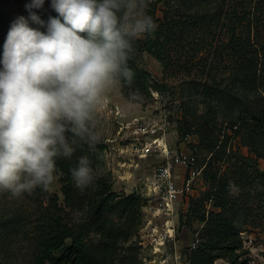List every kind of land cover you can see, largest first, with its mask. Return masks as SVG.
Masks as SVG:
<instances>
[{"label": "rangeland", "instance_id": "1", "mask_svg": "<svg viewBox=\"0 0 264 264\" xmlns=\"http://www.w3.org/2000/svg\"><path fill=\"white\" fill-rule=\"evenodd\" d=\"M244 1L150 0L147 14L153 17L158 26H165L171 20L191 18L190 15L207 14L206 19L210 18V15L217 16L215 22L218 29L215 37L200 33L197 36L190 34L186 35L188 38L184 36L176 39L174 44L169 46V56L173 62L171 68H165L152 53L134 45L132 67L146 73L150 85L148 90H145L136 78L133 79L131 87L124 85L112 89L107 94L103 106L96 112L95 130L100 134V141L91 146L78 138L75 140L74 152L81 154L80 158L88 157L96 173L93 183L88 186L90 189L97 185L98 179L104 178L113 192L119 195L137 192L145 199L139 230L120 239L113 257L103 259L97 248H94L92 253L97 257V264H192L188 254L195 239L201 240L204 233L206 221L202 218H207L210 212L220 211L209 198L212 186L208 171L215 166V169L220 167L222 171L232 173L238 157L246 156L251 157L252 161H257L258 168L264 172V150L258 147L261 153L259 156L253 152L245 141L246 132L239 127H236L235 131L229 130V136L225 139L221 132L219 144L226 141L224 155L216 151L211 152L201 142L199 134L189 133L183 136L179 131L180 126L184 127L191 122L193 116L200 118L204 114L207 115L208 108L212 106V101L209 99L207 102L196 86L217 82L226 87L232 80V64L225 54V47L230 41V29L226 25L230 23L229 11L237 10L238 15H243ZM251 1L247 10L255 16V8H258L260 0ZM30 3L32 0H0V61L3 59L4 43L11 25L19 17L29 19L27 5ZM244 5L247 6V3ZM32 12L40 17L44 25L33 23L29 19V27L41 32H47L49 17L59 18L63 23L62 18L51 7V0H45L41 9L34 8ZM257 14L259 13L256 12V16ZM237 21L234 19L232 26L238 25ZM238 28L239 31L242 29L239 25ZM79 35L86 38V33ZM199 37L203 38L205 43H201L200 50L194 52L192 43ZM128 66L130 67L129 63ZM187 66L189 67L184 68ZM2 68L0 63V70ZM240 87L242 85L238 83L236 88L232 89L237 93L239 102L252 105L264 103V89L256 93L247 92ZM137 90L141 98L130 103V94ZM209 102L211 104H207ZM218 103L222 109L231 107V102L220 100ZM224 114L225 111L221 110L216 117L217 127H222L223 131L227 125ZM155 137H158L155 145H168L172 155L175 152L192 155L203 168V173L195 181L193 190L177 200L172 215H153L147 208L149 186L156 166L164 157L157 151L143 155L141 149L146 145L156 147L153 144ZM258 143L260 146L261 143ZM233 177V195L240 209L241 221H246V230L243 233L245 248L250 251L249 255L264 261V215L262 212H254L253 217L258 215L256 221L250 216L251 210L259 203L256 196L258 190L255 183L238 185L237 175L233 174ZM50 192L58 195L71 223L81 224L88 219V205L73 208L65 202L62 184L57 175ZM31 195L32 193H26L16 198L8 192H0V264H32L35 245L34 220L40 208L39 202L33 200ZM46 203L45 200L43 204ZM12 217H17L19 224L9 235L5 230V220ZM172 224L176 233L166 240L164 230ZM89 241L94 247L98 245L99 236L93 230L89 233ZM216 264L230 263L227 259H219Z\"/></svg>", "mask_w": 264, "mask_h": 264}, {"label": "clouds", "instance_id": "2", "mask_svg": "<svg viewBox=\"0 0 264 264\" xmlns=\"http://www.w3.org/2000/svg\"><path fill=\"white\" fill-rule=\"evenodd\" d=\"M27 5L29 19L44 22ZM150 0H51L59 17H49L47 32L19 17L4 43L0 70V192L19 198L36 188L49 190L57 158L71 157L78 138L91 146L101 137L96 112L117 86L131 87L128 66L134 41L158 25L147 14ZM86 33V38L79 35ZM133 91L129 102L140 99ZM71 133V137L67 134ZM88 157L71 169L76 186L95 179Z\"/></svg>", "mask_w": 264, "mask_h": 264}, {"label": "trees", "instance_id": "3", "mask_svg": "<svg viewBox=\"0 0 264 264\" xmlns=\"http://www.w3.org/2000/svg\"><path fill=\"white\" fill-rule=\"evenodd\" d=\"M251 2L245 0L242 4L245 8L243 15H238L237 10L228 12L231 14L230 23L226 26L230 29V41L225 47V54L232 64L230 66L232 80L225 85L226 87L217 82L196 86L207 102L209 99L212 101V106L208 108L207 115L204 114L200 118L193 116L192 121L184 127L180 126L179 130L183 136L189 133L199 134L201 142L211 152L216 151L221 155L226 153V141H221L219 144L221 132L225 139L229 136L227 132L235 131L236 127L246 132L245 141L253 152L259 156L261 153L258 147L264 150V103L254 105L241 103L235 90H232L238 83H241L240 88L247 92L257 93L264 89V0H260L257 4L258 8H255L259 13L256 16L255 12L256 18L247 10ZM246 3L247 6L244 5ZM206 16L207 14L190 15L191 18L171 20L165 26H158L157 30L147 35L146 39L134 41V45L152 53L165 68H171L173 62L170 60L169 46H172L176 39L190 34L197 36L200 33L204 36H216L217 16L210 15L207 19ZM234 19L238 20V25L242 27L240 31L238 25L232 26ZM203 40L199 37L192 43L194 52L200 50L201 43H205ZM133 58L132 53L128 63L134 73L133 79L136 78L145 90H148L150 85L146 73L132 67ZM215 100L231 102V107L219 108L220 103ZM221 110L225 111L227 121L224 131L222 127H217L216 121ZM67 135L70 137L71 133ZM258 142L261 143L260 146ZM80 155L73 152L71 157L57 158L56 167L62 173L57 176L62 184L65 202L73 208L83 204L88 205L90 208L87 211L88 219L81 224L71 223L58 195L51 193L50 189L45 191L36 188L31 196L33 200L39 202L40 210L34 220L35 245L32 264H97V257L92 253L94 248H97L103 259L113 257L120 239L139 230L145 199L137 192L128 195L113 192L104 178L98 179L97 185L91 189L78 188L71 177V169L78 165ZM234 167L232 173L222 171L220 167L215 169V166L208 171V179L212 186L209 198L220 211L210 212L207 218H202L206 221V227L200 244L188 254L192 264H216L219 259H227L230 264H250V251L245 248L243 240L246 221H241L231 180L234 178L233 174H236L238 185L255 183L259 203L251 210L250 216L256 221L258 215L253 217L254 212H262L264 215V172L258 168L257 161H252L251 157L246 156H239ZM45 200L47 203L43 204ZM18 224L17 217L6 219V232L11 235V231L16 230ZM92 230L99 236L98 245L95 247L89 241V233Z\"/></svg>", "mask_w": 264, "mask_h": 264}, {"label": "built area", "instance_id": "4", "mask_svg": "<svg viewBox=\"0 0 264 264\" xmlns=\"http://www.w3.org/2000/svg\"><path fill=\"white\" fill-rule=\"evenodd\" d=\"M157 138H154L153 144L158 142ZM152 146H143L141 149L142 154L148 155L157 151L164 159L156 166L155 175L149 186L147 208L149 213L153 215H172L177 200L193 190L195 181L203 173V168L199 166L196 157L192 155L178 152L172 155L168 145L165 144L155 145L156 147ZM175 233V226L173 224L168 225L164 230L165 239L172 238ZM245 243L244 241V245ZM199 244L200 239L196 238L192 244V249H197ZM249 257L250 264H264V261L256 257L251 255Z\"/></svg>", "mask_w": 264, "mask_h": 264}]
</instances>
